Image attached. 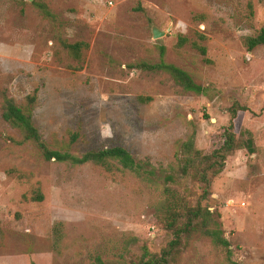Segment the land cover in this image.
I'll use <instances>...</instances> for the list:
<instances>
[{"label": "rangeland", "instance_id": "obj_1", "mask_svg": "<svg viewBox=\"0 0 264 264\" xmlns=\"http://www.w3.org/2000/svg\"><path fill=\"white\" fill-rule=\"evenodd\" d=\"M153 27L164 35L153 39ZM263 28L260 0H0V264L160 256L172 240L156 216L166 186L208 209L232 250L229 260L192 233L169 264H264V46L248 52L243 44ZM77 43L85 45L78 59L66 48ZM162 49L163 61L207 87L204 95L184 92L165 73L130 68L158 63ZM28 96L50 148L81 156L120 146L156 176L142 180L115 161L110 172L45 161L2 119L4 97L25 107ZM232 107L236 139L252 138L254 153H231L204 196L192 179L164 183L193 133L206 154L222 145ZM37 191L40 202L30 200Z\"/></svg>", "mask_w": 264, "mask_h": 264}, {"label": "trees", "instance_id": "obj_2", "mask_svg": "<svg viewBox=\"0 0 264 264\" xmlns=\"http://www.w3.org/2000/svg\"><path fill=\"white\" fill-rule=\"evenodd\" d=\"M264 4V0H260ZM45 18L53 15L43 3H37ZM205 39L204 37H201ZM187 42L184 37L179 38V46ZM243 44L248 52L259 46H264V28L256 36H248L243 39ZM85 45L77 43L66 45V48L75 58H80V53ZM194 47L205 56L206 48L194 44ZM164 50L161 51V60L158 63L139 62L131 65L130 68L144 72L165 73L184 92L195 95H204L207 87L197 84L193 78L181 68L163 61ZM206 62L208 60L205 59ZM25 107L18 106L13 99L4 97L2 108V119L13 128L20 131L22 142L31 143L41 154L45 161L67 162L73 166H82L93 163L101 166L110 172L111 161H115L122 169L128 170L142 180L152 181L156 176L155 169L149 161H137L129 151L123 147L116 146L105 150L89 151L81 156L71 155L66 150L50 148L42 139L38 129L32 121V107L35 96L27 97ZM150 99H140L141 102H148ZM237 107L230 109V120L224 130V141L218 149H214L206 154L196 147L195 134L193 133L186 140L182 141L176 153L177 166L171 168L164 178V183H177L187 179H192L203 185V196L208 194L212 179L219 175L224 167L227 157L236 150L246 149L250 154L254 153L252 138L238 141L234 133V119L237 115ZM77 138L76 134H71L70 143ZM165 199L157 209V220L159 224L172 235V240L168 246L162 250L160 256L149 255L145 259L133 264H169L178 251L183 239L192 233L200 234L211 240L212 244L221 247L226 252L228 259L232 255L231 245L223 236L220 227L213 220V214L208 209L203 208L199 203L196 206H189L188 203L169 186L164 188ZM32 201L40 202L43 196L40 192H35L31 197ZM230 260V259H229ZM34 264V263H31ZM111 264V263H103Z\"/></svg>", "mask_w": 264, "mask_h": 264}, {"label": "water", "instance_id": "obj_3", "mask_svg": "<svg viewBox=\"0 0 264 264\" xmlns=\"http://www.w3.org/2000/svg\"><path fill=\"white\" fill-rule=\"evenodd\" d=\"M163 35H164L163 31H160L156 27L152 28V37H153V39H158V38H160Z\"/></svg>", "mask_w": 264, "mask_h": 264}]
</instances>
